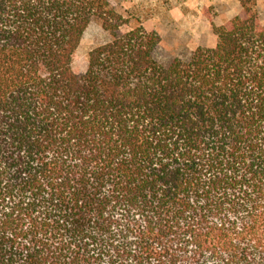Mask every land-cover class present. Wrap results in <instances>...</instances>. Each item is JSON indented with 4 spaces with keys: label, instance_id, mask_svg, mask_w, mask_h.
<instances>
[{
    "label": "trees",
    "instance_id": "1",
    "mask_svg": "<svg viewBox=\"0 0 264 264\" xmlns=\"http://www.w3.org/2000/svg\"><path fill=\"white\" fill-rule=\"evenodd\" d=\"M239 2L165 66L111 0H0V264H264V24Z\"/></svg>",
    "mask_w": 264,
    "mask_h": 264
},
{
    "label": "rangeland",
    "instance_id": "2",
    "mask_svg": "<svg viewBox=\"0 0 264 264\" xmlns=\"http://www.w3.org/2000/svg\"><path fill=\"white\" fill-rule=\"evenodd\" d=\"M114 8L126 19L121 30L127 32L139 22L149 31H156L161 42L155 57L168 66L175 58L187 60L198 47H214L215 26L228 24L242 15L239 0H111ZM255 8L264 24V0H256ZM111 39V34L93 20L83 34L73 55L72 67L77 74L88 68L92 49Z\"/></svg>",
    "mask_w": 264,
    "mask_h": 264
}]
</instances>
